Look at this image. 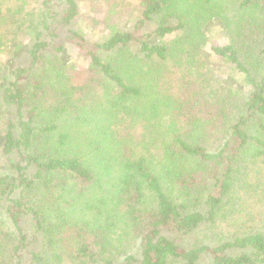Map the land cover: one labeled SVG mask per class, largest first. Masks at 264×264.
<instances>
[{
	"label": "trees",
	"instance_id": "obj_1",
	"mask_svg": "<svg viewBox=\"0 0 264 264\" xmlns=\"http://www.w3.org/2000/svg\"><path fill=\"white\" fill-rule=\"evenodd\" d=\"M122 1L0 0V264H264V0Z\"/></svg>",
	"mask_w": 264,
	"mask_h": 264
},
{
	"label": "rangeland",
	"instance_id": "obj_2",
	"mask_svg": "<svg viewBox=\"0 0 264 264\" xmlns=\"http://www.w3.org/2000/svg\"><path fill=\"white\" fill-rule=\"evenodd\" d=\"M138 2H139L138 0H123L122 4L120 3L119 7L115 10L116 12L112 14L110 22H111L112 18L114 17L113 18L114 19V24L115 23L118 24V26L121 27V29H123V30L133 29V26L135 24V20L137 19V16L139 14V12L135 9V7L138 5ZM105 5H109V3L107 2ZM110 13H109V15H110ZM99 15L102 16L103 13L101 12V13H99ZM106 15L107 14H105V16ZM87 21H89V20H87ZM97 28H98L99 31H98L96 37H99V36L102 37V36L106 35V34L100 33V31L102 29L101 26H98ZM151 28H153L152 24H150L148 26V28H146V29L144 28L143 31H149ZM221 39L222 38L217 37L215 39V43L220 42ZM27 62H28V60L26 59L22 63H27ZM179 76H180V74L177 71H175L172 74V76H171V80H172L171 85H173L174 82L179 81ZM1 141H2V138H1V135H0V143H1ZM4 158H5V160L8 159L6 156L3 157L2 150H1V144H0V173L8 172V169L5 167V165L1 164V163L4 162L3 161ZM38 243H39V241L37 243L32 244L31 246H36L37 245L39 247L40 244H38Z\"/></svg>",
	"mask_w": 264,
	"mask_h": 264
}]
</instances>
